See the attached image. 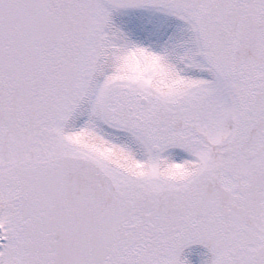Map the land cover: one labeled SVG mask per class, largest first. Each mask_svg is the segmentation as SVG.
<instances>
[{
	"label": "snow or ice",
	"instance_id": "snow-or-ice-1",
	"mask_svg": "<svg viewBox=\"0 0 264 264\" xmlns=\"http://www.w3.org/2000/svg\"><path fill=\"white\" fill-rule=\"evenodd\" d=\"M0 264H264V0H0Z\"/></svg>",
	"mask_w": 264,
	"mask_h": 264
}]
</instances>
